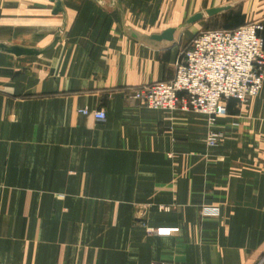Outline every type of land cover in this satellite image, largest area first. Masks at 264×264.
<instances>
[{
    "label": "crops",
    "instance_id": "0c3cea01",
    "mask_svg": "<svg viewBox=\"0 0 264 264\" xmlns=\"http://www.w3.org/2000/svg\"><path fill=\"white\" fill-rule=\"evenodd\" d=\"M253 21L264 0H0V42L43 50L0 49V264H264V83L213 148L205 115L130 97Z\"/></svg>",
    "mask_w": 264,
    "mask_h": 264
},
{
    "label": "built area",
    "instance_id": "2783aa9c",
    "mask_svg": "<svg viewBox=\"0 0 264 264\" xmlns=\"http://www.w3.org/2000/svg\"><path fill=\"white\" fill-rule=\"evenodd\" d=\"M263 31L264 21L200 31L178 56L171 80L132 88L130 97L152 109L191 110L205 115L206 144L213 148L226 136L225 130L215 128L227 115L226 102L235 99L243 105L263 87ZM80 112L97 120L107 116L104 109L82 108Z\"/></svg>",
    "mask_w": 264,
    "mask_h": 264
},
{
    "label": "water",
    "instance_id": "95a60500",
    "mask_svg": "<svg viewBox=\"0 0 264 264\" xmlns=\"http://www.w3.org/2000/svg\"><path fill=\"white\" fill-rule=\"evenodd\" d=\"M60 6H61V2L58 1L56 10L54 11L55 13H57L61 10ZM227 8H228V6H221V7H214V8L206 9L204 12H198L188 19V23H193V22L203 18L204 16H212V15L219 13V12H221ZM175 30H176L175 28H168L165 31H163L161 34L152 35L151 38L155 39V40H162V39L172 40L174 38ZM57 40H58V37L55 38L54 43L52 45H50L49 47H47L44 50H47L50 47H52ZM0 49L7 51V52H10V53H13L15 55H38L41 52H43V50H39L36 48L24 47V46H20V45H10L9 46V45H7L5 43H1V42H0Z\"/></svg>",
    "mask_w": 264,
    "mask_h": 264
}]
</instances>
